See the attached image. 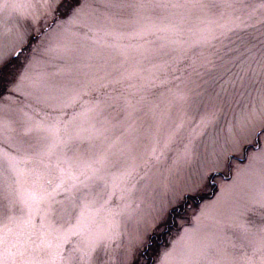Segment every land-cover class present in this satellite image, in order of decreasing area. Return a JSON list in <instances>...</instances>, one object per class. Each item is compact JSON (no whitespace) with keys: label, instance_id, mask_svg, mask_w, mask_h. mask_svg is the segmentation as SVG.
Returning a JSON list of instances; mask_svg holds the SVG:
<instances>
[{"label":"snow or ice","instance_id":"6c2138e0","mask_svg":"<svg viewBox=\"0 0 264 264\" xmlns=\"http://www.w3.org/2000/svg\"><path fill=\"white\" fill-rule=\"evenodd\" d=\"M0 264H264V0H0Z\"/></svg>","mask_w":264,"mask_h":264},{"label":"rangeland","instance_id":"374dc122","mask_svg":"<svg viewBox=\"0 0 264 264\" xmlns=\"http://www.w3.org/2000/svg\"><path fill=\"white\" fill-rule=\"evenodd\" d=\"M15 21H13V22H10V23H14ZM217 132H218V134L221 136V137H223L224 135H225V132H226V124H225V122L224 121H222L221 122V124H220V126L218 127V129H217ZM218 179H223V177H219ZM204 195H206L207 197H212L213 196V191H212V189L211 188H208L207 190H206V192L204 193Z\"/></svg>","mask_w":264,"mask_h":264}]
</instances>
